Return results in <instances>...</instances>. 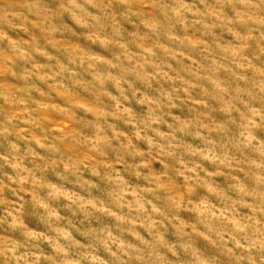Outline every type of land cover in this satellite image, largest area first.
Masks as SVG:
<instances>
[{
	"label": "clouds",
	"instance_id": "obj_1",
	"mask_svg": "<svg viewBox=\"0 0 264 264\" xmlns=\"http://www.w3.org/2000/svg\"><path fill=\"white\" fill-rule=\"evenodd\" d=\"M0 264H264V0H0Z\"/></svg>",
	"mask_w": 264,
	"mask_h": 264
}]
</instances>
